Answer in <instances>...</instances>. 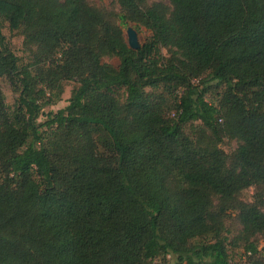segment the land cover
Masks as SVG:
<instances>
[{
	"label": "trees",
	"instance_id": "16d2710c",
	"mask_svg": "<svg viewBox=\"0 0 264 264\" xmlns=\"http://www.w3.org/2000/svg\"><path fill=\"white\" fill-rule=\"evenodd\" d=\"M115 2L151 33L135 50L87 0H0V78L17 94L0 98V264H233L238 244L264 264V0ZM62 80L77 82L68 104L44 114Z\"/></svg>",
	"mask_w": 264,
	"mask_h": 264
},
{
	"label": "rangeland",
	"instance_id": "374dc122",
	"mask_svg": "<svg viewBox=\"0 0 264 264\" xmlns=\"http://www.w3.org/2000/svg\"><path fill=\"white\" fill-rule=\"evenodd\" d=\"M153 1H160L165 4H168L167 0H148V3H151ZM87 2L94 6L95 8L99 9L108 19H110L115 24H118L120 28L123 31L124 37L127 40V27H132L136 32L137 41L139 44H142L145 42L151 35L150 31L147 30L142 25H137L133 22L127 21L125 23H121L118 14L120 13L119 7L116 4L115 0H87ZM2 33L6 36V39L10 43L12 51L19 57L23 62H29L30 57H28V50L25 49L22 45V37L19 34V32H10L7 28V25L3 23ZM161 52L165 57L169 56V52L165 48H161ZM103 63H107L113 67L118 66V60L116 57H103L102 59ZM48 66L49 64L46 63L43 65L42 69L45 72V74H48ZM37 72L41 70H36ZM202 77L198 79H194L192 82L194 84H200L198 83L199 80ZM77 86V82L74 80H62L61 81V93L60 97L54 102V104L47 105L43 109V113L46 114L49 111H57L61 108H64L68 104V99L71 95V91L73 88ZM221 91V88H216L215 83H211V85L208 87V91L205 95L206 99L213 104H216L218 100L219 93ZM163 94L162 90H158L155 92L156 97ZM17 94L15 93L13 86L5 79L0 78V98L3 101V104L7 110L14 106V101ZM45 117L40 116L39 120H43ZM188 127V128H187ZM185 128V132L189 134V136L194 140L197 141L200 138V132H191L189 130L190 126H187ZM237 146V142L235 140L224 138L220 143H218V147L228 156L231 157L232 153L234 152V149ZM254 188H248L241 192L239 195V199L245 202H253L254 201ZM216 204V202H214ZM223 221L226 228V235L229 236V238H232V236H235L239 229L240 225L237 221V211L232 208H228L225 211V214L223 216ZM256 243L258 245V249L264 258V235H259L255 239ZM228 255L231 263L233 264H249L247 255L244 254L242 246L238 244L236 247L233 246H227ZM172 261V260H170Z\"/></svg>",
	"mask_w": 264,
	"mask_h": 264
},
{
	"label": "water",
	"instance_id": "95a60500",
	"mask_svg": "<svg viewBox=\"0 0 264 264\" xmlns=\"http://www.w3.org/2000/svg\"><path fill=\"white\" fill-rule=\"evenodd\" d=\"M126 32H127V40H126L127 46L132 50L137 49L140 46V44L137 41L135 30L132 27H127Z\"/></svg>",
	"mask_w": 264,
	"mask_h": 264
}]
</instances>
